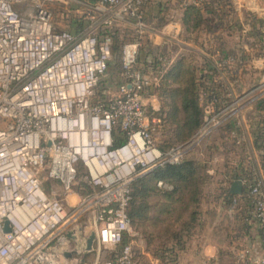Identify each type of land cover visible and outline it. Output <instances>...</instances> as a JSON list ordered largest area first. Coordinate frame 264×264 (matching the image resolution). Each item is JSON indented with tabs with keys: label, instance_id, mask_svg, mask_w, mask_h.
<instances>
[{
	"label": "built area",
	"instance_id": "1",
	"mask_svg": "<svg viewBox=\"0 0 264 264\" xmlns=\"http://www.w3.org/2000/svg\"><path fill=\"white\" fill-rule=\"evenodd\" d=\"M52 1L63 0H0V264H77L80 254L94 250L95 264H140L134 250L140 231L128 213L138 167L149 172L165 163H181L187 149L163 161L164 153L151 146L143 93L152 84L136 68L138 41L123 46L118 88L97 100L95 93L113 57L110 28L124 20L144 26L150 0H71L95 14L81 13L85 17L79 20L91 21L83 32L58 29L49 8ZM178 1L189 7L210 0ZM96 19L98 26L92 22ZM247 100L264 106V71ZM219 101L211 100L207 125L197 140L219 129L228 110H237L217 109ZM260 113L264 128V107ZM117 134L124 140L120 145ZM231 134L240 143L237 132ZM80 165L95 191L78 211L75 205L68 208V194ZM241 180L264 245V179ZM80 216L96 235L92 250L86 249ZM101 250L114 258L101 260ZM239 260L264 264V247L258 256L245 250Z\"/></svg>",
	"mask_w": 264,
	"mask_h": 264
},
{
	"label": "rangeland",
	"instance_id": "2",
	"mask_svg": "<svg viewBox=\"0 0 264 264\" xmlns=\"http://www.w3.org/2000/svg\"><path fill=\"white\" fill-rule=\"evenodd\" d=\"M70 1L71 0H63L62 2L52 1L49 5L58 29L70 30V28L67 27L68 24H81L84 20H79L82 19L80 18V15L85 17L81 14L83 11L86 12L87 17L95 16L93 12H90L88 9L89 7L85 8L79 2ZM202 5H200L201 10L198 8V11L190 17V21L187 20V15L184 11L182 20L185 23V26L184 30L180 32L174 27L169 28L168 30L164 29L166 28L165 25L167 22L175 23V21L180 20V16L176 11V13L173 12L172 15L155 16L151 14L152 16H150L149 10L144 21V26H139L132 20L131 22L134 25L132 27L114 26L110 28L112 33H120V35H117L119 42L117 43V40L113 38V57L106 75L102 77L98 85L95 93V100L105 97L108 91H115L122 83L121 60L123 46L127 42L138 41L139 50L136 68L145 73L152 84L151 87L148 86L143 93L145 119L149 124L151 133V146L164 153L163 161L165 159L164 157H169L177 150L187 149L184 152L183 162L188 158H195L203 165L202 168L204 169L202 172H204L203 175H205V186H203V192L199 196L200 202L197 205L194 202L193 206L190 203L189 207L182 211L183 218L178 222L179 215L177 214L179 212L173 216L166 215L162 212L160 207L161 201L164 197L162 194H157L152 197V204L154 207L150 216L153 219L139 220L134 219L129 215L133 226L140 231V237L136 239L134 243L135 254L140 264H152L151 258L162 256V252H164L166 247L171 244L167 235L169 232H180L184 226L186 228L185 234L188 232V235H190L192 234V230L196 231V228L192 230L190 229V227L193 226V223H191L192 221L188 218L191 208L197 209V212H200L201 215L204 213L207 214L208 212H211L209 208L211 202L218 206L220 202L223 203L224 201L228 208H231L234 211H241V208L239 209V202H235L233 198L230 202L224 199L225 191L223 189L226 187L219 186V188H221L219 189L217 186V189L215 188L217 183H223L225 181L229 182L231 180L229 175L235 176L238 174L236 172H230L229 169L225 170V166H227L226 164L229 161L228 157H230L231 149L229 148L230 145L229 147L228 145L226 146V144L223 143L224 140H221V138H225V135L222 132L224 128H220V130L216 132H211L208 134L210 135L209 137L208 135H205L197 140L199 132L202 130L203 126L205 127L207 125H205L206 121L194 136L184 141H176L174 139V127L165 121V116L169 115L168 104L171 101V98L170 95H162L159 92L158 85H160L162 74L165 73L166 69L171 67L174 61L180 58L182 54L187 56L189 61L194 62L195 60L200 59V63H203L199 52L193 51V49L187 44L182 45V42L185 41L190 44V39L192 37L198 40L214 36L220 41L225 39V43L227 44V47H229L227 48L229 52H227V54L232 57L236 56L235 60L238 61V64L233 61L230 65H233V63H235V65L229 69L234 70L235 67L239 69L243 65L242 60H248L249 63H246V66H249L248 75L244 74L245 70L242 75L240 74L241 77L238 75L232 79L234 80L236 92L232 93L231 97L232 99L234 97H240L242 100H250L252 92L261 83L264 71V62L257 60L259 58H263L264 60V0H210ZM151 8V11L156 10L154 7ZM212 8L217 13H214L213 16L210 15V20L208 22L206 19H208L209 16L205 17L206 14H200L199 11L206 12V9ZM77 10L80 11L75 12ZM23 12H26V9H23ZM86 21L88 23L91 22L88 19ZM92 22L97 26L100 24L97 19ZM106 31V28H102V34H105ZM150 33L153 35L152 39L149 38ZM158 38L161 39L160 44V41H157L159 40ZM222 46L223 45L219 47ZM174 86H176L175 83ZM219 98L221 99V96ZM202 101L204 103L206 102L205 95L202 97ZM238 102L239 100L231 101L230 104L236 105ZM220 140V146H216L217 143H220ZM194 142H196V145H192ZM217 147L219 149H217ZM215 157H217L218 160L216 165H214ZM170 164H172V162H170ZM143 169L144 167L142 166L138 167L134 181L152 172H142ZM158 186L168 190L172 189V186L165 182L163 185H159L158 182ZM94 191L95 188L87 182L86 168H84V166L82 168L80 165V173L72 185V192L68 194V208L75 205L76 209L80 211V208H84V204L82 205L84 198L94 193ZM78 201H80V203H77ZM213 212L218 213L217 211ZM78 221H82L81 229L83 228L82 231L85 236L87 235V238L92 234H95L90 228L89 220L86 221L85 217L80 216ZM199 225L201 226L200 235H202L203 232H206V224L200 221ZM127 241L128 239H126L125 242H122L117 250L122 248ZM75 242H78V237H76ZM263 247L264 245L262 248ZM97 256L98 252L95 250L86 254H80L77 264H95ZM114 256V253H105L101 250V260L112 259ZM225 257H227L224 259L226 262L238 263L237 256L234 253L231 255H225Z\"/></svg>",
	"mask_w": 264,
	"mask_h": 264
},
{
	"label": "crops",
	"instance_id": "3",
	"mask_svg": "<svg viewBox=\"0 0 264 264\" xmlns=\"http://www.w3.org/2000/svg\"><path fill=\"white\" fill-rule=\"evenodd\" d=\"M151 7H154L156 10L151 11ZM186 9L187 7L185 8L178 0H150L145 7V18L147 17L146 15L147 12L149 13V10L150 16L172 15L173 12L176 11L180 16V20L175 21V23L167 22L165 25L166 28L164 29L168 30L169 28L174 27L180 32L184 30L185 23L183 22L182 17L184 11L186 12ZM213 10L214 9H210L206 12H202L203 14H206L205 17L209 16V18L206 19L208 22L210 20V15L213 16L215 13V10ZM131 21L132 20L117 21L115 26L132 27L134 25ZM85 22L87 21H82V23L79 25L68 24L67 27L70 28L72 32H83L85 29ZM114 35H120V33H115ZM152 36V33H150L149 38L152 39ZM158 39L159 40L157 41L161 40L160 38ZM190 42L191 43L188 44L184 41L182 42V45L187 44L191 47V49H193V51L199 52L203 63H200V59H197L193 62L198 69L199 76L202 77V80L207 81L208 84H213L221 93L220 104L222 107L218 109L226 108L227 106H231V109L234 106L237 108V110L234 112H230L229 110L227 111L226 116L220 126V128H224L222 132L225 135V138H221V140H224L223 143H225L226 146L228 145L229 147L230 145L229 148L231 149L230 157H228L229 161L226 164L227 166H225V170L229 169L230 172L238 173L237 175L243 174V176H238L239 178L236 180H241L243 177H245L246 175L244 174L247 171H252L256 174V177L259 176L264 179V128L260 113L261 108L264 106H260L254 101L246 100L242 102V98L240 97H234L233 99L231 97L232 93L236 92L234 80L232 79L238 75L241 77L245 70L246 71L244 74L248 75L249 66H246L248 60L243 59V65L239 69L236 67L234 70L229 69L232 68L235 63L238 64V61L235 60L236 56L232 57L227 54V48L229 47H227L225 39L220 41L214 36H209L208 38H201L197 40L196 38L192 37ZM160 43L161 41L159 44ZM221 45L223 46L219 47ZM183 55L184 54H182V56ZM228 58H233L235 63H233V65L226 63L225 61ZM257 60L262 62L263 58H259ZM201 93L203 97V94L206 92L202 90ZM238 100H241L238 104H230L231 101ZM220 128L216 131H219ZM232 130L237 132V136L240 138V143H236V140L231 134ZM221 140L216 146H220ZM217 149L219 148L217 147ZM215 160L214 165H216L218 162L217 157H215ZM233 182L230 183L225 181L223 183H217L215 188L217 189V186L218 188L219 186H230L231 188ZM234 195L236 199L235 201L239 202V209L241 208L242 211H247L248 216L243 219L244 225L246 227L245 230L240 229L242 219H239V211H234L231 208H228L224 201L223 203L220 202L218 206L211 202L209 205L211 212L202 214L201 218L202 216L203 218L199 220L206 224V226L204 225L206 227V232H203L202 235H200L201 226L198 224L196 231L193 230L190 236H185L186 243L184 244V249H176V253L178 254L177 260L169 261V259H165L164 257H153L151 258V263L241 264V261L239 260L240 255L247 249L250 250L251 254L255 256L262 254V231L260 230V222L256 217L254 207L251 203H248L242 198L243 194ZM213 211H217L218 213H214ZM232 253L237 256L238 263H230L229 261L226 262L224 260L227 258L225 255H231Z\"/></svg>",
	"mask_w": 264,
	"mask_h": 264
},
{
	"label": "trees",
	"instance_id": "4",
	"mask_svg": "<svg viewBox=\"0 0 264 264\" xmlns=\"http://www.w3.org/2000/svg\"><path fill=\"white\" fill-rule=\"evenodd\" d=\"M200 7V5L187 7L186 15L188 21L191 20L190 17H192ZM199 10H201V8ZM208 10L210 9H206L205 11ZM199 12L200 14L202 13V11ZM214 12L216 13V11ZM112 36L118 43V36L113 33ZM174 83L176 86H174ZM158 86L159 92L162 95H170L171 98L168 104L169 115L165 116V121L174 127V139L176 141H184L194 136L209 117L208 108L211 104V100L221 96V93L213 84H208L207 81L202 80L196 65H194L192 61H189L188 57L184 55L180 56V58L174 61L171 67L166 69V72L161 76L160 85ZM202 90L207 94L205 103L202 101ZM220 103L221 99L218 103H215L217 109L222 107ZM123 141L121 136L117 134L115 141L116 145H120ZM202 166L203 165L195 158H188L184 162L178 164L165 163L160 165L150 172V174L135 180L132 184L133 199L130 206L133 205L131 208L130 206L128 208L129 215L139 220L153 219L150 216L154 207L152 204V197L157 194H162L164 196L160 205L162 212L169 216H173L179 212L177 214L179 215L178 222L183 218L182 211L188 208L190 203L193 206L194 202L196 205L200 202L199 196L203 192V186H205V175H203L204 172H202L204 168H202ZM244 175L251 180H254L256 177V174L252 171H247ZM229 176L231 178L229 182L231 183L239 178L238 176H243V174ZM159 181L171 185L172 189L168 190L159 187ZM223 190L225 191V200L229 202L232 201V198L234 201L236 200L230 186H227ZM247 192V189H245L242 198L248 203H251V199L248 198ZM238 215H240L239 219H242L241 228H239L245 230L246 227L243 219L248 216L247 211L241 210ZM188 216L190 221H192L191 223H193V226L190 227L192 230L199 224L201 214L197 212V209L191 208ZM185 229L184 226L180 232H169L167 234L171 244L166 247L160 257L169 259V261L177 260L178 254L176 253V249H184V244L186 243L185 236H190L188 232L185 234ZM260 230L262 231L261 228Z\"/></svg>",
	"mask_w": 264,
	"mask_h": 264
},
{
	"label": "water",
	"instance_id": "5",
	"mask_svg": "<svg viewBox=\"0 0 264 264\" xmlns=\"http://www.w3.org/2000/svg\"><path fill=\"white\" fill-rule=\"evenodd\" d=\"M231 191L234 193V194H243V191H244V183L242 180L238 179V180H235L233 182V184L231 185ZM6 227V231H10L11 230V227H10V224L8 221H6L5 223ZM96 240V235L95 234H92L89 238H88V243H87V250H92L93 247H94V242ZM67 256H71L70 253H67Z\"/></svg>",
	"mask_w": 264,
	"mask_h": 264
}]
</instances>
